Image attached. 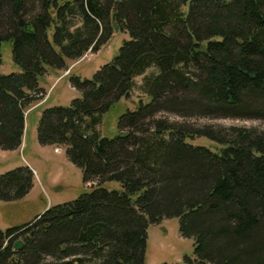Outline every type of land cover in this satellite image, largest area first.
I'll return each instance as SVG.
<instances>
[{"label": "trees", "instance_id": "1", "mask_svg": "<svg viewBox=\"0 0 264 264\" xmlns=\"http://www.w3.org/2000/svg\"><path fill=\"white\" fill-rule=\"evenodd\" d=\"M115 32L129 37L92 77L72 75L81 96L45 107L38 128L41 144L64 148L96 183L0 227V264H145L148 227L167 218L194 239L195 259L173 264H264V130L187 121H264V0H0V67L3 40L21 67L0 71V149L23 144L25 109L50 68ZM138 77L145 97L115 136L101 135L96 126ZM34 181L28 165L0 174V199H22Z\"/></svg>", "mask_w": 264, "mask_h": 264}, {"label": "rangeland", "instance_id": "2", "mask_svg": "<svg viewBox=\"0 0 264 264\" xmlns=\"http://www.w3.org/2000/svg\"><path fill=\"white\" fill-rule=\"evenodd\" d=\"M128 37L127 33L115 32L98 51H88L78 59H66V67L50 68L44 76L41 82L45 91L50 92V96L46 100L35 101L26 107L22 146L16 150L0 149V174L22 165H28L35 173L34 185L25 197L16 201L0 199L1 228L27 222L52 205L77 198L83 192L89 191L96 183L83 181L82 169L66 156L64 148L40 143L38 138L40 118L45 107L70 105L73 99L81 96L70 81V77L72 75L92 77L103 64L114 57L123 40ZM1 50L3 61L0 71L5 74L20 72L21 67L14 60L11 42L3 40ZM136 82L132 95L116 102L96 126L101 135L115 136L118 133L120 115L128 108L134 107L133 101L145 97L139 85L142 83V77H138ZM171 119L182 121V118L175 116H171ZM187 121L195 127L209 126L214 130L231 125L264 130L262 120L194 117ZM193 143L218 147L216 142L207 137H195ZM106 186L110 189L120 188V184L115 181L107 182ZM195 257L194 239L181 235L178 218H167L160 223L149 225L145 264L182 263L187 261V258L194 260Z\"/></svg>", "mask_w": 264, "mask_h": 264}, {"label": "built area", "instance_id": "3", "mask_svg": "<svg viewBox=\"0 0 264 264\" xmlns=\"http://www.w3.org/2000/svg\"><path fill=\"white\" fill-rule=\"evenodd\" d=\"M48 96H49L48 92L42 94V100H46L48 98Z\"/></svg>", "mask_w": 264, "mask_h": 264}, {"label": "water", "instance_id": "4", "mask_svg": "<svg viewBox=\"0 0 264 264\" xmlns=\"http://www.w3.org/2000/svg\"><path fill=\"white\" fill-rule=\"evenodd\" d=\"M21 243V241L16 242V246H19Z\"/></svg>", "mask_w": 264, "mask_h": 264}, {"label": "crops", "instance_id": "5", "mask_svg": "<svg viewBox=\"0 0 264 264\" xmlns=\"http://www.w3.org/2000/svg\"><path fill=\"white\" fill-rule=\"evenodd\" d=\"M22 146V145H21ZM53 146V145H52Z\"/></svg>", "mask_w": 264, "mask_h": 264}]
</instances>
